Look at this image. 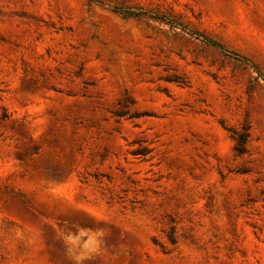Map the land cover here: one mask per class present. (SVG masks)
Returning <instances> with one entry per match:
<instances>
[{"label":"rangeland","instance_id":"rangeland-1","mask_svg":"<svg viewBox=\"0 0 264 264\" xmlns=\"http://www.w3.org/2000/svg\"><path fill=\"white\" fill-rule=\"evenodd\" d=\"M0 264H264V0H0Z\"/></svg>","mask_w":264,"mask_h":264}]
</instances>
